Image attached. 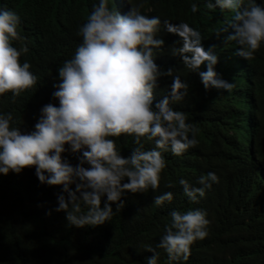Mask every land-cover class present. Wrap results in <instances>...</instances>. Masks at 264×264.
Segmentation results:
<instances>
[{
  "label": "clouds",
  "instance_id": "obj_1",
  "mask_svg": "<svg viewBox=\"0 0 264 264\" xmlns=\"http://www.w3.org/2000/svg\"><path fill=\"white\" fill-rule=\"evenodd\" d=\"M53 6L68 8L71 20L84 21L78 32L82 43H77L71 59L53 78V97L59 106L45 105L34 131L22 133L14 126L11 112L0 114V174L35 168L42 184L60 187L67 194H58L55 210L65 212L70 225L96 227L109 223L125 207L122 197L126 193L159 190L166 167L162 152L181 156L198 145L196 127L187 121L186 113L172 107L188 95V85L171 70L161 72L154 61V50L165 43L161 38L176 40L169 49L182 58L186 71L200 76L207 92L223 89L230 93L232 83L240 82L255 87L249 61L264 45V7L256 0H209L206 7L220 11L227 27L210 24L203 33L188 23L164 21L161 26L160 18L143 10L138 0H53ZM191 11H198L197 5ZM19 24L15 11L0 7V96L11 93L17 98L37 84L31 64L21 63L27 47L18 49L13 43L21 40ZM223 36L238 48L224 56L217 49ZM227 68L232 71L228 78L221 72ZM163 75L173 82L159 79ZM158 79L159 95L171 93L153 106ZM229 133L236 134L234 130ZM122 136L131 137L136 145L127 158L113 139ZM236 139L241 141L240 136ZM145 141L154 147L146 149ZM69 150L81 154L75 167L62 158ZM226 169L225 165L221 168ZM218 182L211 172L197 179L198 187L179 180L191 202H198ZM172 200L173 193L164 192L154 197L153 205L160 207ZM170 215L166 234L156 248L145 247L153 253L147 264H158L157 248L167 253L169 264L186 261L194 243L208 235L206 212L196 209Z\"/></svg>",
  "mask_w": 264,
  "mask_h": 264
},
{
  "label": "trees",
  "instance_id": "obj_2",
  "mask_svg": "<svg viewBox=\"0 0 264 264\" xmlns=\"http://www.w3.org/2000/svg\"><path fill=\"white\" fill-rule=\"evenodd\" d=\"M138 1L143 10L160 18L161 26L164 21L188 23L203 33L210 24L227 27L220 11L206 7L209 0ZM256 2L264 7V0ZM193 4L198 11H191ZM0 7L20 17L21 40L13 43L18 49L27 47L21 63L29 62L37 76V84L20 97L14 98L11 93L0 96V114L11 112L14 126L30 133L45 105L59 106L51 84L58 69L78 48L77 43H82L78 32L84 21L71 20L66 14L68 8L54 9L53 0H0ZM225 16L229 18L230 14ZM161 39L165 43L154 50V61L161 72L171 70L188 85V95L172 107L186 113L187 121L196 127L197 147L181 156H173L170 150L162 152L166 167L160 175L159 190L126 193L122 197L125 207L109 223L96 227L70 225L66 213L55 210L58 194H67L60 187L42 184L35 168L20 174H0V264H147L153 253L145 247L156 248L171 222L170 214L196 209L207 213L208 235L196 241L189 258L178 264H264V45L249 61L255 87L240 82L232 83L235 86L230 93L223 89L207 92L200 76L186 71L182 58L169 49L176 40ZM217 49L224 56L238 48L223 36ZM221 72L226 78L232 74L230 68ZM159 79L173 82L167 75ZM159 79L153 106L171 93L159 95ZM231 130L236 134L230 135ZM113 139L125 158L136 147L131 137ZM230 140L232 144L225 143ZM144 147L151 149L154 143L145 141ZM79 155L69 150L62 158L75 167ZM224 165L227 169L222 171ZM209 172L216 174L219 182L198 202H191L179 180L186 179L198 187L197 179ZM169 184L173 187H167ZM71 187L75 191V185ZM169 191L173 193L171 202L153 205L156 195ZM112 207L115 212L116 204ZM156 250L158 264H169L167 253Z\"/></svg>",
  "mask_w": 264,
  "mask_h": 264
}]
</instances>
